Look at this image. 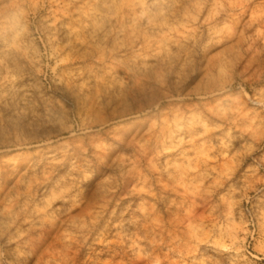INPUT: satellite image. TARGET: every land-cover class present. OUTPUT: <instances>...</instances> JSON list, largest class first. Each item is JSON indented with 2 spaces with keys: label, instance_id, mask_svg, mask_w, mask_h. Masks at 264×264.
<instances>
[{
  "label": "rangeland",
  "instance_id": "obj_1",
  "mask_svg": "<svg viewBox=\"0 0 264 264\" xmlns=\"http://www.w3.org/2000/svg\"><path fill=\"white\" fill-rule=\"evenodd\" d=\"M0 264H264V0H0Z\"/></svg>",
  "mask_w": 264,
  "mask_h": 264
}]
</instances>
